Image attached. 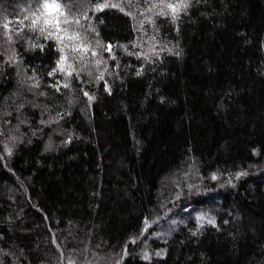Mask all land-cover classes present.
Returning <instances> with one entry per match:
<instances>
[{"label":"trees","instance_id":"obj_1","mask_svg":"<svg viewBox=\"0 0 264 264\" xmlns=\"http://www.w3.org/2000/svg\"><path fill=\"white\" fill-rule=\"evenodd\" d=\"M54 2L0 0V264H264V0Z\"/></svg>","mask_w":264,"mask_h":264},{"label":"snow or ice","instance_id":"obj_2","mask_svg":"<svg viewBox=\"0 0 264 264\" xmlns=\"http://www.w3.org/2000/svg\"><path fill=\"white\" fill-rule=\"evenodd\" d=\"M43 8H45V9H49V8H57V7H59V5H57V4H55V2H54V0H53V3H49L48 2V0H44V3H43ZM114 6H116V5H114ZM167 7H169V8H172L173 9V12H175L178 8H180V7H186L187 5L186 4H183V5H181V4H178V5H176L175 7L173 6V5H171V4H168V5H166ZM100 7H104V5H102V6H100ZM60 14H63L62 12L60 13ZM161 15H163L164 13L163 12H161L160 13ZM28 17H25V19H27ZM173 18H175V17H173ZM69 21H67V20H65V23H68ZM77 23H79V21H76ZM20 23H23V21H20ZM36 23H37V20H33L32 21V25H33V27H35V25H36ZM45 23L46 24H48V23H50V21H48V20H45ZM5 27H7V25H5ZM45 30L42 28L41 29V32H44ZM111 49V45H109V50ZM61 51H62V49H61ZM96 53L95 52H93V55H95ZM61 59H63V57H61ZM100 61H97V63H99ZM52 73H50V75H51ZM102 78V77H101ZM64 87H68V85L67 84H65L64 85ZM85 95L87 96L88 94L87 93H85ZM92 99V97L91 96H89V100H91ZM240 175H244L243 173H241ZM216 177L215 176H213V179H215ZM197 219L199 220L200 219V217L198 216L197 217ZM213 221L212 220H209V223H212ZM175 223V222H174Z\"/></svg>","mask_w":264,"mask_h":264}]
</instances>
